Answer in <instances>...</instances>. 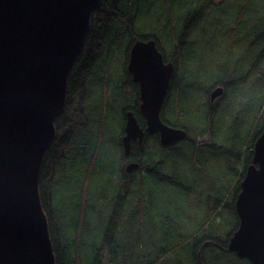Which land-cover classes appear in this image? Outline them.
Segmentation results:
<instances>
[{
    "label": "trees",
    "instance_id": "trees-1",
    "mask_svg": "<svg viewBox=\"0 0 264 264\" xmlns=\"http://www.w3.org/2000/svg\"><path fill=\"white\" fill-rule=\"evenodd\" d=\"M105 1L102 0L101 5L107 3ZM144 1L149 0H110V12L99 17L102 26L93 27L91 22L87 37L88 40L94 35L96 40L93 39V42L98 50L94 46L89 51L78 68V76L70 74L66 107L56 119V138L47 151L40 176L42 205L48 217L56 264H253L231 251L228 242L239 225L234 200L237 194L232 197V203L230 201L232 187H238L237 193L241 189V180L252 160L254 142L264 129V70L258 71L256 76L251 75L249 85L242 79L245 68L251 64L254 65L253 71L256 70L255 66L264 54L258 43L259 36H264V28L257 36L255 30L256 25L263 26L264 0H238L233 6V26L230 28L236 43L230 46V52L235 62L230 66L216 64L215 73L209 69L206 71L207 64L201 56L204 51L194 40L205 36L206 29L203 28L210 17L203 11V3L216 7L221 0H164L169 15L156 10L153 16L157 25L152 28L145 27L152 18L148 9L143 20L137 22ZM256 17L258 21L255 22ZM151 38L156 40L165 60L175 63L161 117L172 126L184 128L187 135L179 142L163 145L159 134L147 133L142 145L133 142L126 160L139 161L140 166L125 172L126 165L117 166L114 157L102 158L104 142L108 138L104 132L110 122L105 105L110 102L113 108L123 101L118 54L124 50L126 63L134 41ZM85 50L83 47L82 51ZM253 50L256 51L250 53ZM241 53L246 55V64L242 68L239 66ZM256 55L258 57L254 59ZM114 66L119 72L120 83L112 92ZM124 70L125 67L122 76ZM89 74L92 82L87 87L85 101L80 99L81 93L76 95L80 100H73L71 94L75 87L78 88L84 75ZM218 85H223L225 91L224 98L216 107L210 101L209 93ZM201 91L209 98L204 99ZM95 93L100 100L90 103ZM240 94L246 95V99L235 109ZM137 100L140 102L139 91ZM125 103L128 102L123 105ZM90 105L95 113L89 109ZM128 108L134 110L140 124L146 127L139 106L129 105L123 110ZM217 114L220 117L215 120L214 115ZM213 124L216 125L215 131ZM206 135L208 138L205 140ZM150 136H157L158 142L149 140ZM211 142L213 146H210ZM57 143L59 150L53 153V146ZM243 145L248 147V151L244 160H239L238 151ZM118 150L123 152L121 141ZM205 152H218L221 157L200 160ZM49 170L54 171L48 174ZM137 172L139 177L134 182ZM103 174L106 179L101 177ZM111 174L114 185L109 183ZM99 179L100 184L97 185ZM48 181L51 185L47 186ZM185 183L190 186L188 191H185ZM109 185L114 186L115 191L106 195L105 187ZM167 187L171 188L170 193H176L177 188L178 196H170L168 190L165 200L163 195ZM59 188L63 189L60 193L57 191ZM202 188L208 193L206 198L201 197ZM72 195L76 197L75 204L71 201ZM95 197V202L90 204L89 200ZM103 200L107 204L103 206V211H97V204ZM187 200L189 211L183 204ZM49 206L55 212V222L50 216ZM66 206L75 210L73 219L65 215ZM209 207L210 213L206 215ZM223 209L233 212L235 223L220 241L221 238L213 229H206L204 223L205 218L206 221L211 218L217 222ZM95 217L97 220L90 224ZM152 218H159L161 223L148 222ZM54 224L57 230H54ZM91 226L102 231V238L99 252H92L89 257L90 248L97 239L92 236L89 246L84 242L85 232ZM140 233H145L150 241L146 251L137 246ZM178 234L184 240L181 252L169 255L163 247L154 253L151 244L167 242L172 249L173 238ZM214 241L216 247L212 244ZM62 242H65L64 246H61ZM190 242L195 244L193 250L188 248Z\"/></svg>",
    "mask_w": 264,
    "mask_h": 264
},
{
    "label": "water",
    "instance_id": "water-1",
    "mask_svg": "<svg viewBox=\"0 0 264 264\" xmlns=\"http://www.w3.org/2000/svg\"><path fill=\"white\" fill-rule=\"evenodd\" d=\"M100 3L0 0V264H56L40 176L56 138V118L66 107L71 70ZM127 67L139 84L146 127L134 110L125 112V155L131 153L133 141L144 142L147 131L158 132L164 145L183 140L187 131L160 115L174 62L165 60L155 39H137ZM223 93L224 86H216L210 100ZM139 164L130 161L126 170ZM240 186L235 201L239 225L228 248L253 264H264V129Z\"/></svg>",
    "mask_w": 264,
    "mask_h": 264
},
{
    "label": "rangeland",
    "instance_id": "rangeland-1",
    "mask_svg": "<svg viewBox=\"0 0 264 264\" xmlns=\"http://www.w3.org/2000/svg\"><path fill=\"white\" fill-rule=\"evenodd\" d=\"M110 0H106L103 5H99V7L96 9V12L93 14L92 16V23H93V27L95 26L96 28H98L99 25L102 26L101 24V20L100 18L102 17L103 14L109 13L110 10H108V3ZM102 2V0H101ZM238 2V0H221L219 5H216V7H212L210 6V4H206L203 3L202 5V9L204 12H206L210 17L207 18L206 20V24L204 25V30L206 29V33L205 36L202 37L201 40L195 39L194 43L196 45H199V49H202L204 51V53L201 54V56L204 57L205 62L207 64V68L206 71L212 70L214 73L216 72V64L219 63H225L226 65H232L235 60H234V55L230 52V46L234 45L235 46V37H233L231 35L232 29L230 28L231 26H233V20H232V13H233V6ZM154 3V5L150 6L149 4ZM147 9L149 10L152 18L149 21L148 24H146L145 27H155L157 25L156 21H155V17L153 16L154 12L157 11H163L164 15H169V10L165 4L164 0H149V1H144L141 10L139 11V15H138V21H142L143 20V15L145 14V12L147 11ZM135 13V12H134ZM263 16V20H261L263 22V26H258L256 25V36L257 34H261L263 32V28H264V15ZM100 17V18H99ZM255 22L258 21V18L256 17ZM256 36H254L253 38H255ZM93 39H95L94 35L93 37H89L88 40L86 41V44L84 46V48L86 49L85 52L81 51L82 54L79 57L77 63L75 64V66L72 68L71 73L72 75L78 76V68L82 66V63L85 61L86 57L89 54V51L94 48L96 49V45L93 42ZM96 43V42H95ZM258 43L260 44L259 46H261V51L264 52V36L260 35L258 38ZM244 47H246V44L243 45ZM94 49V50H95ZM98 50V48L96 49ZM95 50V51H96ZM242 51V49H241ZM256 50L250 51V53H254ZM258 56L256 55L254 57L257 58ZM127 57L124 55V50L121 51L120 54H118V61L121 65V67L119 68L121 70V83H122V91H121V95H123V101L120 103V106L118 104H116L113 108L110 106V102L105 105L107 107V112L110 115V119H109V124L108 126H106L105 128V134H108V138L105 139L104 142V146H103V150H102V158H107V157H114L117 161V166H121V164L124 163V154L123 152H120V150L116 151L117 146L119 145V141H121L122 135H123V128H124V122H125V111L127 109H124V107H128L129 105H134V106H139L138 100H137V96H138V88L135 85V83L133 82V80L131 79V76L127 70V61L125 63V59ZM236 59H238V54L236 55ZM128 60V59H127ZM264 62V54L259 58L258 60V64L257 66H255L257 69L253 71L254 65L252 66L251 64H249L244 72H243V81L247 82V85H249V81H250V76H256L258 74V71L260 70H264V65L261 66V63ZM246 64V55L242 54L240 55V59H239V66L242 68L244 67V65ZM258 66L261 68L259 69ZM125 67L124 70V74L122 76V70ZM252 69V70H251ZM70 73V74H71ZM113 73L115 76V79L113 81V83H111V90L112 92L115 91L116 87H119V83H120V77H119V72L116 69V67L114 66L113 68ZM92 74V73H90ZM89 75H84V80L81 81V85L74 89L73 94H71V98L74 100V98H77V96H79V94L81 93V100L85 101V96H86V91H87V87L91 84L92 82V77ZM69 80H70V76H69ZM86 87V88H85ZM109 90V89H108ZM107 90V92H108ZM75 95V97H74ZM77 95V96H76ZM201 95L202 97H204V99L209 98V96H207L203 91H201ZM224 98V95L220 96V98H218L214 104H216V107L218 105V102L220 100H222ZM79 99V98H77ZM79 99V100H80ZM246 99V95L244 94H240L238 97V102L236 103L235 109L239 108L240 105H242V103L244 102V100ZM100 100V96L98 94L95 93L94 97L92 98V100L90 101V103L93 102H98ZM88 101V99H87ZM124 102H128L125 103L123 105ZM89 109L92 112H96V110L93 108L92 105L89 106ZM130 109V108H128ZM162 111V110H161ZM123 114V117H122ZM59 117V116H58ZM57 117V118H58ZM220 117L219 114L214 115L215 120L218 119ZM56 118V119H57ZM56 122V121H55ZM209 123V122H208ZM110 128V130H107V128ZM216 129V125L213 124V131H215ZM212 131V132H213ZM211 133L210 128H209V134ZM208 135H206L203 139H207ZM210 146H213V142L210 143ZM54 151L53 153H55V151L59 150V145L58 143L55 144L53 146ZM52 148V149H53ZM217 149V148H216ZM216 149L214 151H216ZM219 149L222 151V148L219 147ZM116 151V152H115ZM248 151V147H246V145H243L241 148V151H238V158L239 160H244V158L246 157V153ZM53 153H51L52 156H55ZM207 157H211V158H220L221 154L218 152H205L204 154H202L200 156V160H203ZM242 165V164H241ZM241 167V166H240ZM54 170H49L47 173L51 174ZM199 177L202 176V174H198ZM103 179H106V175L103 174L101 176ZM139 177L138 172L135 173V180L134 182L137 180V178ZM51 185V182H47V186ZM109 183L114 185V176L111 174V177L109 179ZM194 184H201L200 182H193ZM100 184V179L97 182V185ZM185 191H188L190 186L189 184L185 183L184 185ZM105 193L107 194H114V186H107L105 187ZM233 192L230 194V201L232 203V197L235 195L236 196V191H238V187L236 185H234L232 187ZM168 190L169 187H167L166 191L164 192V199L167 200L168 198ZM171 190V188H170ZM169 190V193H170ZM176 193H170V196H174L177 197L178 196V189L175 188ZM203 193H201V197L202 198H206L208 193L206 191L205 188H202ZM58 193H60L61 191H63V189L59 188L57 189ZM122 193H124V190L122 191ZM238 194V193H237ZM237 197V196H236ZM71 201L72 203L75 204V196H71ZM96 199V197L94 199H90L89 202L90 204H92L93 202H95L94 200ZM63 201H66L65 198L62 199ZM234 200L235 197H234ZM234 202V201H233ZM107 202L106 200H103L100 202V204H97V211H103V206L106 205ZM184 207L186 210H190V205H189V200L185 201L184 203ZM164 206H167V203L164 204ZM233 206V204H232ZM210 209L211 207H209L207 209V211L205 212V214H209L210 213ZM49 213L51 218L53 219V221L55 222V217L56 215L55 212H52V209L49 206ZM75 210H71L70 206H66L65 207V215L67 216V218L69 219H73L74 215H75ZM222 217L220 219L217 220V222H214L211 218H208L206 221L205 218V228L206 229H213V231L216 233V236L221 238L220 241H222L228 234V232L230 231L232 225L235 223V221L233 220V212L232 211H228L226 209H223L221 212ZM73 216V217H72ZM163 218V217H162ZM97 220V218H92L90 220V224L93 225V222H95ZM157 222V223H161V220L159 218H152V219H148V222ZM217 223V224H216ZM89 224V225H90ZM215 224V225H214ZM54 230H57L54 224ZM73 230V229H72ZM143 231V230H142ZM206 231V230H204ZM59 232V230H58ZM101 232L98 228L91 226L89 227V229L85 232V244L86 246L90 245L91 242V237H96V241L95 244L93 246H91L90 251L88 253V256L91 257L92 256V252H99L98 248L100 247V242H101ZM140 233L138 235V244L137 246L139 247V249L142 250H148L150 247V241L149 239L146 237V234L143 233V235ZM147 236H150L149 233H147ZM58 237H60V232L58 233ZM183 236L178 234L177 236H175L173 238V244H174V248L169 249V246L167 244V242H162V243H156L155 245L151 244V248L154 250V253L156 254L161 248H165L167 251L166 253H168L169 255L172 254L173 252H181L182 251V245L184 240L182 239ZM167 240V239H166ZM65 242L61 243V246H64ZM213 246L216 247L217 243H215V241L212 243ZM195 244L193 242H190L188 244V248L189 250H193L194 249ZM177 247V249L175 248ZM225 257H228L225 255Z\"/></svg>",
    "mask_w": 264,
    "mask_h": 264
},
{
    "label": "flooded vegetation",
    "instance_id": "flooded-vegetation-1",
    "mask_svg": "<svg viewBox=\"0 0 264 264\" xmlns=\"http://www.w3.org/2000/svg\"><path fill=\"white\" fill-rule=\"evenodd\" d=\"M130 74V73H129ZM130 76H131V79L133 80V78H132V75L130 74ZM133 82L135 83V85L137 86V88H138V91H139V84H138V82H136V81H134L133 80ZM211 92V91H210ZM210 94V93H209ZM224 94V93H223ZM222 94V95H223ZM218 98H220V96L218 97ZM218 98H216L214 101H211V102H215ZM149 134H153V133H149ZM154 134H158V132H154ZM157 136H150V137H148V139L150 140L151 139V141H155L156 140V142H158V139L156 138ZM159 140H160V137H159ZM133 142H137V145L138 146H140V145H142V144H140L138 141H133ZM160 142H161V140H160ZM133 145V144H132ZM156 149H158V147H156ZM253 150H254V148H253ZM124 154V163L123 164H121V165H127L126 163H128V162H126V160H127V158L130 156V154L128 155V156H126L125 155V153H123ZM252 157H253V155H252ZM251 162H252V160H251ZM250 162V163H251ZM249 163V164H250ZM140 166V165H139ZM248 166V165H247ZM126 167V166H125ZM247 168V167H246ZM142 171H144V169H142ZM125 172H128V171H126V169H125ZM246 172V171H245ZM236 194H237V192H236ZM237 213V212H236ZM239 218V217H238Z\"/></svg>",
    "mask_w": 264,
    "mask_h": 264
},
{
    "label": "bare ground",
    "instance_id": "bare-ground-1",
    "mask_svg": "<svg viewBox=\"0 0 264 264\" xmlns=\"http://www.w3.org/2000/svg\"><path fill=\"white\" fill-rule=\"evenodd\" d=\"M43 1H44V0H43ZM46 1H47V0H46ZM53 1H54V0H53ZM55 1H56V0H55ZM42 3H43V2H42ZM47 3H48V2H47ZM47 3H46V4H47ZM46 4H44V5H46ZM47 6H48V5H47ZM50 8H51V7H50Z\"/></svg>",
    "mask_w": 264,
    "mask_h": 264
}]
</instances>
